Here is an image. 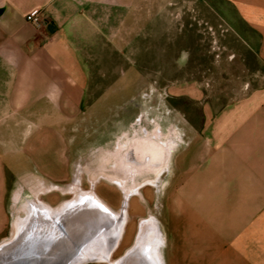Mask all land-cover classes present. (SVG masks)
Wrapping results in <instances>:
<instances>
[{"label":"crops","instance_id":"0c3cea01","mask_svg":"<svg viewBox=\"0 0 264 264\" xmlns=\"http://www.w3.org/2000/svg\"><path fill=\"white\" fill-rule=\"evenodd\" d=\"M183 1L188 12L225 28L226 50L249 62L246 81L236 83L225 102L201 92L204 114L190 122L194 130L183 134L180 148L166 145L165 246L124 245L131 221L143 214L145 195L138 190L123 200L126 223L107 264H121L134 247L124 264H264V0ZM144 5L0 0V243L11 232L7 205L15 184L8 173L24 171L51 183L68 177L69 128L93 82L88 55H135L126 50L125 33L142 11L154 10ZM32 13L41 15L42 27L27 20ZM233 41L237 49L230 48ZM120 248L118 260H109Z\"/></svg>","mask_w":264,"mask_h":264},{"label":"rangeland","instance_id":"374dc122","mask_svg":"<svg viewBox=\"0 0 264 264\" xmlns=\"http://www.w3.org/2000/svg\"><path fill=\"white\" fill-rule=\"evenodd\" d=\"M189 2L193 4V0ZM143 3L154 10L159 6L157 11H142L136 26L126 29V50L135 55H88L93 82L78 122L69 128L68 177L51 183L24 171L8 173L9 183L15 185L7 205L11 232L4 241L13 238L34 214L52 216L51 211L71 204L83 210L103 209L111 221L99 217L97 224L114 222L107 228L116 230L126 218L127 203L123 200L142 190L143 214L131 221V240L124 245L152 241L163 248L167 243V187L171 177L163 169L168 163L166 147L180 148L186 141L183 134L194 130L190 122L204 114L203 104L198 102L200 93L227 101L236 83L246 81L249 62L231 55L220 38L225 28H213L197 12H188L187 1ZM238 45L229 43L230 48L237 49ZM107 88L116 91H103ZM136 137L152 139L164 162L149 167L146 161L139 165L125 158ZM138 152L135 148L133 154ZM158 178L162 188L149 182ZM119 212V218L109 216ZM106 232L100 229L95 234L105 238ZM89 248L95 251L94 258L83 264H107V240L93 242ZM121 253L120 248L109 260H118Z\"/></svg>","mask_w":264,"mask_h":264},{"label":"water","instance_id":"95a60500","mask_svg":"<svg viewBox=\"0 0 264 264\" xmlns=\"http://www.w3.org/2000/svg\"><path fill=\"white\" fill-rule=\"evenodd\" d=\"M99 217L111 221L103 209L95 207L85 210L78 207L52 216L34 214L13 238L0 243V264H83L94 258L95 251L89 246L102 240L108 241L107 249L111 251L118 240V228L111 231L107 227L114 222L106 224V220L98 225ZM100 229L107 231L105 238L95 234ZM134 250L135 247L120 263L132 260Z\"/></svg>","mask_w":264,"mask_h":264},{"label":"flooded vegetation","instance_id":"af4514ba","mask_svg":"<svg viewBox=\"0 0 264 264\" xmlns=\"http://www.w3.org/2000/svg\"><path fill=\"white\" fill-rule=\"evenodd\" d=\"M130 147H131L130 148L131 152L126 153L125 158L129 157L139 165H142L141 163H144L146 161L149 167H155L157 165H161V163L164 162L163 161L164 157L160 155L161 154L160 150L159 149L156 150L155 143L150 138L136 137L131 141ZM135 148H138L139 152L133 154ZM145 149L148 150L144 152ZM154 150L156 151L153 152ZM160 180L161 178H158L157 180L150 179L149 182L156 185L158 188H162L163 185H161V183L158 184ZM141 244L142 242L138 243L137 245H141Z\"/></svg>","mask_w":264,"mask_h":264},{"label":"bare ground","instance_id":"6f19581e","mask_svg":"<svg viewBox=\"0 0 264 264\" xmlns=\"http://www.w3.org/2000/svg\"><path fill=\"white\" fill-rule=\"evenodd\" d=\"M135 176V175H134ZM136 177V176H135ZM92 198H95L94 196H92ZM95 199H97V201L98 202H100V204H103L100 200H99V198L97 197V198H95ZM94 200V199H93ZM94 201H96V200H94ZM68 206V205H67ZM79 207V205L78 204H76V205H73V204H71V205H69L68 207H65V208H61V207H59L58 209H56V210H53V211H51L52 212V215H58V214H61L62 212H64V211H68V210H72V209H75V208H78ZM67 208V209H66ZM120 214H122V212L121 213H110V215L109 216H114V217H118L119 218V216H121ZM125 223H126V219L124 218L123 219V223H122V225H120L119 226V228H118V233H119V235H118V238H120L121 237V234L123 233V230H124V225H125Z\"/></svg>","mask_w":264,"mask_h":264},{"label":"built area","instance_id":"2783aa9c","mask_svg":"<svg viewBox=\"0 0 264 264\" xmlns=\"http://www.w3.org/2000/svg\"><path fill=\"white\" fill-rule=\"evenodd\" d=\"M27 20L35 25L37 28L43 26L44 20L39 13H32L27 16Z\"/></svg>","mask_w":264,"mask_h":264}]
</instances>
